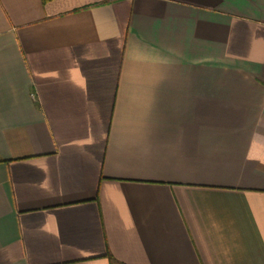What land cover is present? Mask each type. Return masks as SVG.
<instances>
[{"label": "crops", "instance_id": "0c3cea01", "mask_svg": "<svg viewBox=\"0 0 264 264\" xmlns=\"http://www.w3.org/2000/svg\"><path fill=\"white\" fill-rule=\"evenodd\" d=\"M264 264V0H0V264Z\"/></svg>", "mask_w": 264, "mask_h": 264}, {"label": "trees", "instance_id": "16d2710c", "mask_svg": "<svg viewBox=\"0 0 264 264\" xmlns=\"http://www.w3.org/2000/svg\"><path fill=\"white\" fill-rule=\"evenodd\" d=\"M43 3H46V2H49V1H52V0H41ZM113 264H118V263H115V262H112Z\"/></svg>", "mask_w": 264, "mask_h": 264}]
</instances>
